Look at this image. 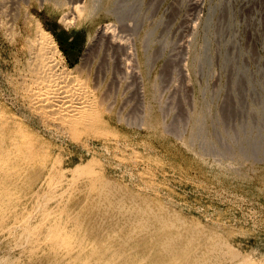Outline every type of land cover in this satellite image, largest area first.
I'll return each instance as SVG.
<instances>
[{
  "label": "rangeland",
  "instance_id": "rangeland-1",
  "mask_svg": "<svg viewBox=\"0 0 264 264\" xmlns=\"http://www.w3.org/2000/svg\"><path fill=\"white\" fill-rule=\"evenodd\" d=\"M54 1L0 0V127L38 146L10 156L16 169L0 170V187L27 193L28 217L43 207L77 218L108 184L132 214L147 198L151 220L174 216L164 231L144 233L150 219L123 230L141 238L127 250L187 256L199 242L170 243L196 227L229 245L214 264H236L243 250L264 264V0H87L71 24ZM37 20L58 42L61 65L88 86L94 106L83 118L49 111L54 85L39 80L27 46ZM15 231L0 234V264L25 257L11 245L31 232Z\"/></svg>",
  "mask_w": 264,
  "mask_h": 264
},
{
  "label": "bare ground",
  "instance_id": "bare-ground-1",
  "mask_svg": "<svg viewBox=\"0 0 264 264\" xmlns=\"http://www.w3.org/2000/svg\"><path fill=\"white\" fill-rule=\"evenodd\" d=\"M87 3H88L87 0H55L54 6L62 7L64 9V11L66 13L65 18L67 20V23L71 24V22L74 19H76V17L78 18V16L79 17L81 15L83 16L82 13L87 8ZM61 16H62V14H61ZM62 19H63V16H62ZM63 21H65V19ZM25 38L27 39V36ZM27 41L28 40H26V43H27ZM30 43L31 44L27 45V46L31 47V45L32 46L35 45V46L31 47L32 49L35 48V51H32L34 53V55L32 54L33 58H30V61H31V59L36 60V61H32V62H35L34 64H37V66L35 68L36 73H37V77L40 78L39 80H41V82L47 81V82H49V84L54 85V86H52L54 88H51V89H54V91L52 92L51 90H49L51 92H48L49 94L47 96L44 95V97H43L45 99V96H46V98L48 97V100H51L50 102H51L53 107L50 106L49 111H51L53 109H55L57 111L60 109L65 110V112H66L65 116L71 120L80 119V118L85 117L86 113L88 111H91V108H92L91 106H94L93 100H91L89 98L90 94H89V92H87L88 86L86 83H84L85 81L82 78H80L76 75V73L73 71L74 70L73 68H67L65 64L61 65L59 55H63L62 50L59 47L58 42L54 38V35L52 34V32L49 29H47L40 20H37L34 23L33 37H32V42L30 41ZM30 47H29V49H30ZM29 49H28V51H29ZM29 52H31V51H29ZM61 61H62V59H61ZM40 95H42V94H38L37 97H39ZM32 98H34V97H32ZM93 99H95V98H93ZM45 101H47V99ZM94 104H96V102ZM100 104H101V102H100ZM94 109H95V107H94ZM52 113H54V112L52 111ZM60 113L62 114V112H60ZM3 126L4 127L7 126V129L5 128L6 130H3V128L0 127V136H4L3 138H6L8 136V138L0 139V170L1 171H7V169H10L11 167H13V165H14L13 160L14 161L16 160V158H12L10 156H18V155L22 154V152L24 153V151H25V153L29 152V151L35 152L34 149L38 148V146H37V144H34L32 142L28 143V142L20 139L26 133V131H20V130L14 128V132H15V134H14L12 132V130H10L8 123L7 124L4 123ZM0 138H2V137H0ZM134 152H136V151H134ZM30 156H28V157L30 158ZM24 157H25V155H24ZM28 157L24 158V159L28 160L29 159ZM24 159L22 158V160H24ZM18 161H20V160H18ZM24 161H26V160H24ZM31 161H32V159H31ZM31 161H29V162H31ZM32 162H34V161H32ZM25 163L26 162H24L23 164H25ZM31 164H27V165H31ZM37 165L38 164H36V166ZM15 166H16V164H15ZM31 166H29V167L27 166V168L31 169L32 168ZM18 167L19 166H17V168ZM24 167H25V165H24ZM14 169H16V168H14ZM19 170L17 171L18 173L16 172L17 175L18 174L20 175V173L22 171L21 170L19 173ZM23 171H24V168H23ZM31 171L32 170H30L28 172H31ZM101 171H102V169H101ZM8 172H10V171H8ZM10 175H11V172H10ZM25 175L26 174H24V176ZM93 176H94V174H93ZM21 177H22V175H21ZM0 178L2 179V176ZM4 178H5V176L3 177V179ZM19 180H20V178H19ZM90 181L91 180L89 179V182ZM93 183H92V185H93ZM101 183L103 184V182H101ZM112 183H113V181H112ZM114 183H115V181H114ZM8 185L10 186V184H8ZM83 186H85V185H83ZM90 186H91V182H90ZM90 186L88 187L89 189L94 187V186L93 187L91 186V188H90ZM98 186H99V184H98ZM107 186H108V184H107ZM107 186H106V188H103L102 185H100L99 187H102L103 189L101 188L100 190H98L99 189V187H98V189H97L98 194L93 195L92 197L88 198L87 201L89 204L87 205L85 203L87 205V207H85V211L82 208H79L78 210L76 209L75 215H78L77 218L75 215H74L75 218L71 217V215H73L74 213H70V211H72V210H69V208H67V209L69 210L70 216L68 215L69 217H67L66 216L67 214L65 215L64 213H62V212H64V211H62L64 209H62L61 211H57L56 209H58V208H56V209H52L49 211H47V210L45 211V210H43V207L39 208V212L34 217H28L27 212L30 210L28 207L29 202H26V198L28 196L26 198L24 197L25 196L24 194H27V193L24 192V194H21L19 192H15V191H11V192L9 190L5 191V189H2L0 187L1 188L0 189V234L3 235V237L5 236V237L9 238L14 234L15 230L19 231L18 233H22V232H24V230H27V229L30 230L31 234L26 238L25 242H23L21 244L13 243V245H11L13 250H20L22 253L21 255H25V257L18 260L20 264H179L177 258H181L182 256H185L187 259V261H185L184 264H214L219 258H221L225 254L221 250H223L224 247L229 248V245H227L223 241L218 242L217 240H212L211 239L212 236H210L208 233H206L202 229H196V227H195V230L191 231L189 236L186 237L184 240L180 241L179 243H173V242H172V244L170 243V245H172L173 247H178L180 249L181 248L183 249L186 247H190V245L188 246V244H190L188 242H190V241L191 242H199L200 244L198 246H195V248H194L195 251L188 253L187 256L183 255L181 252H175L174 250H173L174 253H161V252L157 253V252H152V251L151 252L150 251L149 252H146V251L145 252H139V251H131L130 249L127 250L129 247H132V245L130 244L131 242H134L137 240L139 241L141 238L137 237L139 234L137 236L135 235V236L123 237V230H128V229L130 230V227L134 224H146V223H148L149 222L148 219L151 220L150 215H152V213L150 212V210L152 208L149 210L145 209V206L147 204H149V200H147V198L146 199H144V198L139 199L138 198L135 200L137 202V204H140V203H143V204L139 205V207H137L138 209L135 210L136 211V212H134L135 214H132L131 211L133 209L131 208L132 210H129V208L126 206L128 203L127 196L126 195L123 196V194H117L114 190H112L111 188H108ZM113 187H114V185H113ZM85 189H87V188H85ZM92 190L94 191V189H91L90 192ZM74 191H72V192L74 193ZM95 191H96V189H95ZM118 191H119V189H118ZM67 194H69V193L67 192ZM72 195H75V194H72ZM71 198H72V196H71ZM66 201H68V200H66ZM164 201L166 202V200H164ZM68 205H67V207H68ZM162 205L161 206L159 205V206L162 207ZM125 206L128 209L125 208ZM132 207L134 208L135 206H132ZM59 208H61V207L59 206ZM162 210H164V209H162ZM77 211L80 212V214ZM152 211H153V209H152ZM167 211H168V209H167ZM156 214H158V212ZM168 214H170V213H168ZM37 216L39 217V219H37L38 218ZM160 217H161V215L158 218L160 219ZM171 217L174 218L173 215ZM171 217H169V218L172 219ZM167 218L162 219V217H161V219H162L161 221L159 219H156V218L152 219V220H154L153 222H151L152 225L148 226L147 227L148 229L145 230L144 233L149 232L151 230L156 231V232L157 231H164L163 229H167L169 227L168 225H170L168 222H171L168 220L169 218L168 219ZM177 220H178V218H177ZM173 222H174V220H173ZM181 222L182 221L180 220V223ZM198 225L199 226L201 225V227L203 226L202 224H198ZM198 225H196V226L198 227ZM142 227H144V226L142 225ZM152 227H154V228L152 229ZM172 227H173V225H172ZM158 228H161V229H158ZM179 228H180V226H179ZM134 229H136V228H133V230ZM134 231L135 232L137 231L136 233L141 232L139 230H134ZM128 232H130V231H128ZM15 234H17V232ZM132 234H133V231H132ZM127 235H130V234H127ZM146 235H148V234L146 233ZM178 235H179V237L181 236V234H179V233H178ZM14 236H13V239H14ZM173 237H175V236H173ZM180 238H182V237H180ZM1 239H3V238H1ZM172 240L173 239L170 238V241H172ZM200 241H203V242L201 243ZM168 242H167V246L169 244ZM135 244H137V243H135ZM135 247L137 248L138 246H135ZM161 247H163V245ZM165 248H163V249H165ZM169 252H170V250H169ZM218 252H220V253L218 254ZM235 254L237 256L239 255L236 252H235ZM235 254H233V255H235ZM242 254L245 256V258H243L241 260H237V261L233 260V261H236V264H259V261L255 260L256 258L247 256L246 250H243ZM230 258L233 259L234 257H230ZM263 258H264V256H263ZM10 261H11V259H10ZM19 263H17V264H19ZM2 264H3V262H2Z\"/></svg>",
  "mask_w": 264,
  "mask_h": 264
}]
</instances>
